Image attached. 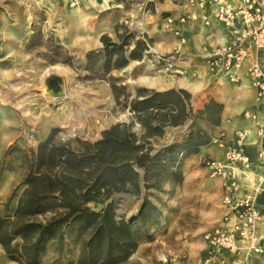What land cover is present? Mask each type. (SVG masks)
I'll use <instances>...</instances> for the list:
<instances>
[{
  "label": "rangeland",
  "instance_id": "obj_1",
  "mask_svg": "<svg viewBox=\"0 0 264 264\" xmlns=\"http://www.w3.org/2000/svg\"><path fill=\"white\" fill-rule=\"evenodd\" d=\"M95 1L96 7L89 4L72 8L68 0H0V98L9 99L7 103L0 100V194L2 190L8 192L7 199L1 197L3 212L13 213L19 195L26 188L25 180L35 163L39 146L51 135L48 149H58L70 141L75 146L95 143L102 138L104 130L118 124H126L131 132L143 135L141 124L126 107L125 96L121 94L118 99L114 95L109 77L87 78L91 74L87 69L88 54L104 50L103 36L122 44L123 36L134 34L135 37L139 31L131 29L130 3L126 0H106L100 5L99 0ZM134 47V43L125 47L126 55ZM68 58L72 60L69 64L65 63ZM98 59L95 70L102 72L105 69L103 51ZM54 65L66 68L71 78L70 98L58 104L48 102L42 95L43 76ZM149 65L147 61L130 59L125 68L113 69L110 75L118 88L126 87L120 92L132 94L131 100L138 88H147L141 79L143 76L159 75ZM52 74L61 76L55 71ZM46 84L48 87L47 81ZM13 95H16L15 101L22 102V108L13 103ZM102 114H112L116 121L91 133L94 120ZM164 142V138H151L156 150L162 148ZM181 175L183 177V173ZM169 182L168 174L159 179L158 189H146L143 185L141 195L119 192L109 200V203L114 202L117 219L126 221L139 218L147 202L155 205L154 220L134 227L140 239L137 251L120 264H166L169 261L179 264L188 260V247L179 237L178 226L182 222L188 231L196 220L190 218L188 211H183L189 205L179 197L183 178L173 184ZM214 185L212 190L217 194L220 188ZM216 194L214 209L219 204L220 194ZM79 226L64 227L62 235L48 243L40 264L87 261L81 250L84 239L90 235L81 237ZM0 264L20 263L10 260L0 244Z\"/></svg>",
  "mask_w": 264,
  "mask_h": 264
},
{
  "label": "trees",
  "instance_id": "obj_2",
  "mask_svg": "<svg viewBox=\"0 0 264 264\" xmlns=\"http://www.w3.org/2000/svg\"><path fill=\"white\" fill-rule=\"evenodd\" d=\"M102 41L105 69L95 70L102 51L90 52L87 69L91 74L87 78L109 77L114 95L118 99L121 94L125 96L126 107L145 131L139 136L126 124H118L104 130L95 143L75 146L70 141L58 149H48L51 135L39 146L25 180L26 188L13 213L2 211L0 194V244L9 259L20 264H40L48 243L58 239L62 229L72 224L80 225L81 237L90 235L82 244L87 261L81 264H120L128 260L140 244L134 227L154 220L155 205L147 202L139 218L126 221L117 219L114 202L109 200L119 192L141 195L143 185L146 189H158L159 179L168 174L173 181H180L183 177L179 167L183 161L211 142L212 133L203 130L198 121L205 119L212 126L221 124L222 104L211 100L203 109L194 111L185 102V98L191 97L186 90L158 92L141 87L130 100L132 94L120 92L126 87L118 88L110 72L125 68L130 59L143 60L153 40L136 39L129 34L121 38L122 44L114 43L108 36H103ZM132 43L135 47L126 55L125 47ZM71 62L68 58L65 63ZM172 107L174 115L162 112ZM191 115L196 123L188 137L155 149L151 138L164 136L167 125H183ZM167 121L170 123L166 124ZM100 205L102 208L98 209Z\"/></svg>",
  "mask_w": 264,
  "mask_h": 264
},
{
  "label": "built area",
  "instance_id": "obj_3",
  "mask_svg": "<svg viewBox=\"0 0 264 264\" xmlns=\"http://www.w3.org/2000/svg\"><path fill=\"white\" fill-rule=\"evenodd\" d=\"M130 3L131 29L138 31L135 38H147L145 16L153 0H126ZM87 0H68L72 8L85 5ZM188 10L180 15L165 18V30L173 33L186 44L190 38L186 28L195 17L201 24L212 27L222 26L227 33V41L210 47L207 64L211 74L217 80L243 83L246 80L257 90V105L244 112V117L256 127L257 142L251 138L248 128L235 131L234 138L227 141L225 130L212 135L209 145L225 150L223 160L206 159L205 166L213 176L220 179L223 187L222 205L224 214L213 228L205 232L207 254L212 261L225 254H264V207H260L253 194L239 196L240 178L247 177L251 183L256 178L250 175L253 167H259L262 176L256 192L264 188V0H186ZM197 12V13H193ZM135 17V20L132 19ZM145 58L159 75H183L186 70L179 66L182 51L177 48L171 53L152 52L151 44ZM196 123L194 115L178 126L177 131L165 136L162 146H168L188 137ZM262 145V151L256 162L247 154V149ZM262 184V185H261Z\"/></svg>",
  "mask_w": 264,
  "mask_h": 264
},
{
  "label": "crops",
  "instance_id": "obj_4",
  "mask_svg": "<svg viewBox=\"0 0 264 264\" xmlns=\"http://www.w3.org/2000/svg\"><path fill=\"white\" fill-rule=\"evenodd\" d=\"M102 1L99 0V4ZM186 0H153L147 8L148 16H156V20L145 23L147 30V38L152 39V52L171 53L177 48L182 51V57L179 60V66L186 70V73L181 75H158L154 77L157 81L155 87H146L150 90L158 92H166L170 90H186L191 94L189 100L185 98L188 106H192L194 111L203 109L211 100L223 105L222 121L220 125H210L205 119H200L198 125L212 135L225 130L226 140H232L235 131L238 129L248 128L251 130V138L257 142V134L255 125L244 117V112L254 109L257 105V90L253 88L246 80L243 83H233L228 80H217L210 72L207 64V56L210 53V47H215L224 44L227 41V33L225 29L217 24L212 27H204L197 14L194 19L190 20L186 26L190 38L186 44H180L179 38L173 33L165 30V18L169 15H180L188 10L184 3ZM95 0H87V3L81 7L91 4L96 7ZM90 5V6H91ZM104 5V4H103ZM121 6V5H119ZM128 6V5H127ZM79 7V8H81ZM98 7V6H97ZM130 14V12L128 11ZM197 13V12H193ZM146 39V38H142ZM144 58L142 62H146ZM149 68L153 70L152 66ZM136 93L134 94V97ZM143 99V97H141ZM163 113H176L175 108L163 110ZM167 121L166 124H169ZM157 124V121H155ZM178 126L167 125L165 127V135L157 137V139L165 138L171 132L177 131ZM144 133V129L142 130ZM262 151V145H254L247 149V154L252 161L256 162L259 154ZM225 150L215 145H203L199 151L186 158L179 170L183 173L182 186H179V197L189 205L183 208V211H188L190 218L196 220L192 229L185 231L186 225L180 222L178 228L179 237L183 239V245L187 246L189 251L188 260L179 264H264V254L256 256L248 254L246 250L240 254H225L216 257L210 261L207 254V245L204 239V234L215 226L218 220L224 214V206L222 205L223 187L220 179L213 176L210 168L205 166L204 160L214 159L223 160ZM174 172L178 168H173ZM250 175L256 178V183L248 181L247 177L240 178L241 189L239 196L245 193L253 194L256 202L260 207H264V188L256 192L255 185L258 186L262 176L259 167H253ZM220 188L219 193L212 190L214 184ZM168 184H173V179H170ZM262 185V184H261ZM264 186V183H263ZM215 194L219 196L218 207L214 209L212 204L215 202ZM2 199L8 198V192H1ZM177 234V233H176Z\"/></svg>",
  "mask_w": 264,
  "mask_h": 264
},
{
  "label": "bare ground",
  "instance_id": "obj_5",
  "mask_svg": "<svg viewBox=\"0 0 264 264\" xmlns=\"http://www.w3.org/2000/svg\"><path fill=\"white\" fill-rule=\"evenodd\" d=\"M100 1H106V0H100ZM156 16H148L145 18V20L148 23H151L156 20ZM60 73L63 77V91L60 94V96H55L53 92L47 87L46 81L47 79L53 75V72ZM14 75L16 76V73L14 72ZM142 81L145 85H148L150 87H155L157 85V81L154 77L149 76H143ZM43 87H42V95L46 98L48 102L58 104L59 102L64 101L66 98H70L69 95V89L71 84V78L69 76V72L66 68L61 67L60 65H54L50 68H48L43 76ZM13 98V103H15L19 108L23 107V104L21 101H15L16 95L11 96ZM1 101H4L5 103L9 102L8 98H0ZM116 121L115 117L112 114H102L98 119L94 120V123L92 127L90 128L91 133H97L100 129L105 127L106 125L110 124L111 122Z\"/></svg>",
  "mask_w": 264,
  "mask_h": 264
},
{
  "label": "water",
  "instance_id": "obj_6",
  "mask_svg": "<svg viewBox=\"0 0 264 264\" xmlns=\"http://www.w3.org/2000/svg\"><path fill=\"white\" fill-rule=\"evenodd\" d=\"M63 77L58 74H53L47 79L48 87L55 96H60L63 91Z\"/></svg>",
  "mask_w": 264,
  "mask_h": 264
}]
</instances>
